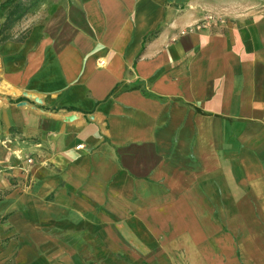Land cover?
Returning <instances> with one entry per match:
<instances>
[{"label":"crops","instance_id":"obj_1","mask_svg":"<svg viewBox=\"0 0 264 264\" xmlns=\"http://www.w3.org/2000/svg\"><path fill=\"white\" fill-rule=\"evenodd\" d=\"M45 3L0 41V264H264V0Z\"/></svg>","mask_w":264,"mask_h":264},{"label":"rangeland","instance_id":"obj_2","mask_svg":"<svg viewBox=\"0 0 264 264\" xmlns=\"http://www.w3.org/2000/svg\"><path fill=\"white\" fill-rule=\"evenodd\" d=\"M48 0H0V22L4 23L7 19L9 10L12 9L15 4H21V11H18L19 14H21L23 11H26V13L23 14V16L18 20V22H16L14 25H12V23L9 25V30L6 32V36H9L10 38L12 37H18V39L23 36L22 34H18L16 32H14V29L17 27L18 24H26L28 23V21L31 19L32 14H34V12H36V10L39 8V4H47ZM46 6V5H44ZM17 14V15H19ZM16 17H13L12 20H14ZM11 20V21H12ZM14 155L16 157H19L21 159H23V157H21L20 155H18L17 153H14ZM33 160L32 156H28L25 158V161L27 162L28 165H32L34 163H29V160ZM5 168H7V165L5 164V162H2V160H0V186H5L7 185V175L5 173H12L13 172V168L10 167L9 171H7ZM7 171V172H6ZM5 174V175H4ZM6 194H2L0 193V201L1 199H3V197H5ZM3 212V208H1L0 213Z\"/></svg>","mask_w":264,"mask_h":264},{"label":"trees","instance_id":"obj_3","mask_svg":"<svg viewBox=\"0 0 264 264\" xmlns=\"http://www.w3.org/2000/svg\"><path fill=\"white\" fill-rule=\"evenodd\" d=\"M21 10H22L21 4L19 3L15 4V6L9 10L6 21L4 23H0V41H5L8 38V36H6V32L10 29L9 25L11 23L12 25H14L23 16V14L26 13V11H23L21 14H19L18 11H21ZM13 17H16V18L12 20Z\"/></svg>","mask_w":264,"mask_h":264},{"label":"built area","instance_id":"obj_4","mask_svg":"<svg viewBox=\"0 0 264 264\" xmlns=\"http://www.w3.org/2000/svg\"><path fill=\"white\" fill-rule=\"evenodd\" d=\"M83 146H79V148H82ZM29 163L31 164V163H33V160H29Z\"/></svg>","mask_w":264,"mask_h":264}]
</instances>
